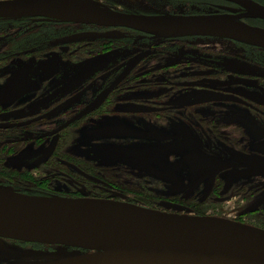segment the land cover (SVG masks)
I'll return each instance as SVG.
<instances>
[{
	"label": "rangeland",
	"instance_id": "obj_1",
	"mask_svg": "<svg viewBox=\"0 0 264 264\" xmlns=\"http://www.w3.org/2000/svg\"><path fill=\"white\" fill-rule=\"evenodd\" d=\"M158 1L99 2L137 15L164 13L172 0ZM183 1L174 0L175 10H206L192 4L201 0ZM43 19L0 21V90L24 74L12 96L0 100V129H19L8 140L17 152L1 154L0 162L47 181L50 196L264 229V70L248 62H264V47L204 36L157 51L164 42L158 35L71 22L54 27ZM121 39L128 45H116ZM110 49L112 56L103 55ZM130 63L141 65L129 70ZM206 112L239 125L247 143L231 141V129L213 131ZM194 153L202 160L197 167L185 161ZM48 173L56 175L49 180ZM84 252L0 238V264H43Z\"/></svg>",
	"mask_w": 264,
	"mask_h": 264
},
{
	"label": "water",
	"instance_id": "obj_2",
	"mask_svg": "<svg viewBox=\"0 0 264 264\" xmlns=\"http://www.w3.org/2000/svg\"><path fill=\"white\" fill-rule=\"evenodd\" d=\"M234 1L250 14L264 17V7L247 0ZM24 16L128 27L157 35L176 24H191L207 30L186 35L264 44L262 28L244 24L215 29L203 16L144 17L102 11L75 18L56 0H0V17ZM19 76L5 90L10 91ZM0 238L85 251L43 264H264V229L109 199L31 195L7 186H0Z\"/></svg>",
	"mask_w": 264,
	"mask_h": 264
},
{
	"label": "flooded vegetation",
	"instance_id": "obj_3",
	"mask_svg": "<svg viewBox=\"0 0 264 264\" xmlns=\"http://www.w3.org/2000/svg\"><path fill=\"white\" fill-rule=\"evenodd\" d=\"M99 1H101V0H99ZM156 1H158V0H156ZM247 1L252 2V3L256 4V5L264 7V0H247ZM183 2H184V4L185 3L186 4L191 3L190 0H184ZM192 4H196L198 7H200V9H206V10H201V11H197V12H189V11L188 12H184V11L175 10L174 0H172L171 3L168 4L167 8H165L164 13H161V12L160 13H139V14L136 15V14H133V13L129 14V12H124V11H122V12H118V11H114V10H112V11H114L116 13L130 15V16L154 17V16L171 15V16H203V17H208V18L212 14L237 15V14H240V13H244L245 16L240 18V20H239L240 22H242L243 24H245L247 26L264 29V17L263 16H256V15L250 14L249 10L247 8H245L242 5L236 3L234 0H201V1H197L196 3H192ZM207 9H208V12H207ZM18 18H29L30 20H32V19L34 20V19H38V18H44L43 21H48V23L51 24L54 27L59 26V22H62V21H59L57 19H53V18H50V17H42V16H24V17H18ZM45 18H50L51 20H46ZM5 19H10V18L0 17V21H4ZM44 23L47 24V22H44ZM64 23H68V22H64ZM68 24H73L75 26L79 25L82 28L90 26V27H93L94 29L95 28H103V29L117 28L118 30L123 29L125 31H127V30L133 31L132 33H134V34H141V35H145V36H152V35H156L157 36V34L145 32V31H140V30H136V29L128 28V27L100 26V25H95V24L72 23V22L68 23ZM127 34L128 33L124 34L125 35L124 39H126ZM158 36L160 38H162L164 40V42H161L160 44L156 45L157 51L158 50L159 51H165L166 48L169 47L171 44L174 45V46H177V45L181 46V45H184V42H185L184 40H188V39H191V38H202L204 36H209V35H191V34L186 35V34H184V35H179V36H163V35H158ZM209 37L218 38V39H222V40H228V41H231V42H234V43H244V46H246L245 44H248V43H245V42H240V41L227 39V38H220V37H215V36H209ZM109 42H111V41H109ZM109 42L102 43V44H105V45L108 44L110 46ZM113 42H115V41H113ZM118 42L119 43L116 44L118 46H120V45L127 46L128 45V43L125 42L122 39L118 40ZM250 48H252V47H250ZM255 49H257V48H255ZM65 51H67V50H65ZM112 51L113 50L110 49V50H108L106 52L104 51L102 53H103V55L112 56L113 55L111 53ZM74 53H75V50H74ZM160 53H165V52H160ZM66 56L67 55H64V57H66ZM137 60L138 59L134 60L133 58H131L130 62L131 61L135 62ZM248 62L251 63L253 66L259 67L261 70H264V62L260 61L259 59L249 60ZM141 63L140 64H134V63L131 64L130 63V64H128V67L127 66H125V67H127L129 70L139 69L137 67L139 65H141ZM94 65H96V62L91 63L89 67L92 68ZM59 66L61 68H63V69H67L70 66L71 70H69V71L74 70V68H72V66L74 67V65L71 62L70 63H66V62H63V61H59ZM226 74H227V72L225 73V75ZM17 75H20L19 79H18V82H16V84H13V87L11 88L10 91L5 90L6 89L5 86L8 83L0 90V100L4 99V98H7V97L9 98V97L12 96L14 90L16 89L18 83L22 80L24 74L22 72H17L10 79V82ZM221 100H223L225 102L239 103V100L235 99V98H222ZM248 104L251 105L249 102H248ZM206 115H209V116H207V118H210V120H209L210 121V127L214 126L213 127L214 128L213 131H215L217 134L219 133V130L222 131L223 129L224 130L225 129H231L230 134L228 135V136H231V139H230L231 141L242 140V145L247 143V140L245 138L246 133L242 129L239 128V125H237V124L227 125L224 122H221V120L216 119L212 115V113H210V112H208V113L206 112ZM197 116L202 118V117L205 116V114L197 113ZM207 118H206V121H207ZM220 123H222V124H220ZM232 135H234V136L238 135V136L233 138ZM187 156H191V158H194V159H187ZM187 156L185 158V161L191 166H196L197 167L198 165H200L202 163V160L195 153L194 154H189Z\"/></svg>",
	"mask_w": 264,
	"mask_h": 264
},
{
	"label": "trees",
	"instance_id": "obj_4",
	"mask_svg": "<svg viewBox=\"0 0 264 264\" xmlns=\"http://www.w3.org/2000/svg\"><path fill=\"white\" fill-rule=\"evenodd\" d=\"M0 111H3L1 106ZM17 135L18 129H15V127L0 129V155H11L10 157H12L17 152V144H15L17 142L8 141L9 139H14L13 137ZM58 169V166L54 164L52 171L56 172ZM68 172L72 175L74 174L71 170H68ZM30 173L26 168L17 169L13 164L9 165L7 162H0V185L3 184L16 191L32 195L50 196L51 194L45 185L47 181H41L42 179L32 177ZM49 175H53L50 176V180L56 174L48 173Z\"/></svg>",
	"mask_w": 264,
	"mask_h": 264
},
{
	"label": "bare ground",
	"instance_id": "obj_5",
	"mask_svg": "<svg viewBox=\"0 0 264 264\" xmlns=\"http://www.w3.org/2000/svg\"><path fill=\"white\" fill-rule=\"evenodd\" d=\"M56 2L75 18L96 16L102 11L109 13L113 12L112 9L107 8V6H103L99 1L94 0H56ZM243 16H245L244 13H240L237 15L212 14L209 16L208 20L213 28L222 29L234 26H244V24L239 21ZM206 30L207 29L205 27L199 25L176 24L175 26H172L169 30L161 34L163 36H179L187 33ZM254 45L264 47V44L262 43H256Z\"/></svg>",
	"mask_w": 264,
	"mask_h": 264
}]
</instances>
